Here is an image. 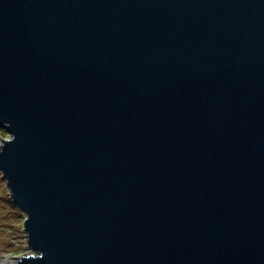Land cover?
<instances>
[{"label": "water", "instance_id": "water-1", "mask_svg": "<svg viewBox=\"0 0 264 264\" xmlns=\"http://www.w3.org/2000/svg\"><path fill=\"white\" fill-rule=\"evenodd\" d=\"M6 264H264V0H0Z\"/></svg>", "mask_w": 264, "mask_h": 264}, {"label": "rangeland", "instance_id": "rangeland-1", "mask_svg": "<svg viewBox=\"0 0 264 264\" xmlns=\"http://www.w3.org/2000/svg\"><path fill=\"white\" fill-rule=\"evenodd\" d=\"M0 130V147L9 139ZM26 214L13 203L7 181L0 172V264L16 263L23 254H31L25 231Z\"/></svg>", "mask_w": 264, "mask_h": 264}, {"label": "trees", "instance_id": "trees-1", "mask_svg": "<svg viewBox=\"0 0 264 264\" xmlns=\"http://www.w3.org/2000/svg\"><path fill=\"white\" fill-rule=\"evenodd\" d=\"M1 130V132H6V131H4V130H2V129H0Z\"/></svg>", "mask_w": 264, "mask_h": 264}]
</instances>
